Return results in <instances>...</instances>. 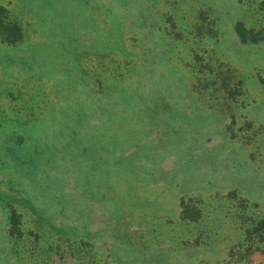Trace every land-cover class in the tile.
Here are the masks:
<instances>
[{
    "label": "rangeland",
    "instance_id": "obj_1",
    "mask_svg": "<svg viewBox=\"0 0 264 264\" xmlns=\"http://www.w3.org/2000/svg\"><path fill=\"white\" fill-rule=\"evenodd\" d=\"M263 35L264 0H0V264H264Z\"/></svg>",
    "mask_w": 264,
    "mask_h": 264
},
{
    "label": "trees",
    "instance_id": "obj_2",
    "mask_svg": "<svg viewBox=\"0 0 264 264\" xmlns=\"http://www.w3.org/2000/svg\"><path fill=\"white\" fill-rule=\"evenodd\" d=\"M105 22V20H104ZM10 29H9V33H7L6 37H3L5 39H7V41H12L14 42L15 40L19 39V36L21 35V33H19V30L17 28V25H14L13 23L10 24L8 26ZM69 27L65 26L62 28V32L63 34H66L67 35L65 36L66 38L65 39H69L71 38L70 35H69V31H68ZM234 29H235V32L239 38L240 41H243V42H246V41H251V42H254V41H257L258 37L256 36V33L254 31H252V29H249V28H245L239 21H236L235 24H234ZM264 36V35H263ZM67 45H71L72 46V49L75 48V45L72 44V40H67ZM66 45V46H67ZM61 50V51H60ZM55 52V51H54ZM73 52V50H72ZM70 52V53H72ZM61 53H68L66 51H62V45L59 46V51L56 52L57 56L60 57ZM73 58L74 55H72ZM13 214L11 213V218H12ZM105 264H108V263H105Z\"/></svg>",
    "mask_w": 264,
    "mask_h": 264
}]
</instances>
